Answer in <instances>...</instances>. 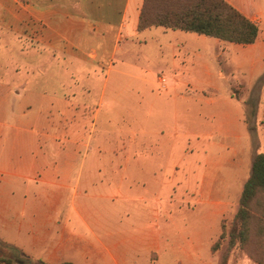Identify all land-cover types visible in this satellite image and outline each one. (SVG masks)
<instances>
[{
  "label": "crops",
  "instance_id": "0c3cea01",
  "mask_svg": "<svg viewBox=\"0 0 264 264\" xmlns=\"http://www.w3.org/2000/svg\"><path fill=\"white\" fill-rule=\"evenodd\" d=\"M143 1L28 0V49L41 52V56L52 53L51 58L58 66L62 63L61 66L73 72L69 78L44 74L19 79L0 70V236L4 239L8 234L18 236L26 230L28 245L33 246L43 244L45 239H90L82 233V225L96 239H112L118 229L108 221L111 213L100 205L105 211L101 213L94 201L123 199L124 181H142L149 174H156L152 165L161 154L160 138L146 141L148 132L144 125L130 131L108 124L110 120L98 131L97 120L102 109L105 106L107 115L116 104L104 102L106 87L97 100L92 86L94 79L82 77L77 70L105 67L111 70L112 57L122 43L139 32L154 29L138 31ZM226 1L256 23L260 32L253 44L218 40L216 47L220 59L218 79L227 83L228 90L220 94L225 107L218 111L216 135L202 126L205 157L197 192V202L204 205L210 225H215L228 212L237 214L254 155L264 154V0ZM52 67L53 61L42 63L43 69ZM204 68L210 81L215 78L207 64ZM175 83L176 90L178 80ZM209 89L212 95L220 91L212 86ZM120 96L124 97L125 93L121 92ZM178 96L181 95L173 90L172 112L149 103L148 115L156 116L158 134L166 122L159 112L169 116L164 125L175 131V137L178 126L185 135L187 129L190 133L186 110L176 109ZM125 98L129 100L125 113L133 116L143 113L139 103H130L135 96ZM214 99L205 98L208 104ZM232 101L241 106L249 101L257 112L253 108L237 109L229 104ZM246 117L256 127H248ZM240 131L249 134L243 136ZM255 137H258L256 148H248L245 140ZM105 158L109 161L105 162ZM101 175L103 188H108L105 194L94 189ZM253 207H257L256 203ZM156 230L153 226L141 237L128 235L143 239L150 248L162 253L167 250L168 258H176L178 251L188 260L199 261L198 264L207 258L203 253L207 252L209 242L191 241L190 245L178 248L175 240L161 241ZM197 233H190L191 239H201ZM34 249L28 246V250ZM24 255L34 259L30 254ZM237 255L238 264H257L238 248L233 263ZM63 262L75 264L70 260Z\"/></svg>",
  "mask_w": 264,
  "mask_h": 264
},
{
  "label": "rangeland",
  "instance_id": "374dc122",
  "mask_svg": "<svg viewBox=\"0 0 264 264\" xmlns=\"http://www.w3.org/2000/svg\"><path fill=\"white\" fill-rule=\"evenodd\" d=\"M218 45V40L213 38L154 28L139 32L136 37L122 43L112 57L111 70L107 67L77 69L82 77L91 76L94 79L92 86L97 100L101 90L106 87L104 102L113 101L116 104L107 115L104 106L97 120L98 131L110 120L108 124L130 131H137L139 125H144L148 132L146 141L160 138L163 143L161 154L152 165L156 174H149L152 178L149 176L142 181L129 179L120 184L123 199L97 198L94 201L98 208L104 205L105 210L111 213L108 221L118 229L112 239H96L82 225V233L90 239H45L43 244L33 246L28 245L26 230L18 236L8 234L7 239L0 236L1 242L21 254H30L33 261L41 258L48 264L69 260L75 264H198L199 261L188 260L179 251L176 258H168L167 250L162 253L150 248L143 239H132L128 235L136 234L141 237L156 226L160 240H175L178 248L190 245L191 241L209 242L207 252L203 253L208 259L203 264H219L226 254L227 242L217 252L212 247L220 240L223 232L228 239L235 225L236 213L228 212L216 220L215 225H210L205 217L204 205L197 202L205 157L202 126L205 125L212 132L210 134L216 135L214 126L218 120V111L225 107L220 94H225L228 90L227 83L218 79L217 75L220 61L216 52ZM51 56L52 53L49 52L41 56V52L28 49V0H0V70L3 74L19 79L44 74L69 78L73 69H66L61 66L62 63L58 66ZM48 61H53V67L43 69L42 63ZM206 64L215 73V78L211 81L205 74ZM163 78L167 81L166 88H162L160 82ZM175 80H178L176 90ZM208 84L220 91L212 95ZM173 90L181 95L175 100L176 109L180 112L186 110L187 125L191 123L187 136L178 126V136L175 137V131L169 125H164L168 123L169 116L159 111L160 118L166 122L162 124L161 133L158 134L155 132L159 130L155 128L158 126L156 116L154 113L152 116L148 115L151 105L162 111L172 112ZM121 92L125 93L124 97L120 96ZM128 95L135 96L130 103H139V107L144 108L143 113L139 110L135 112L140 115L125 113V108L129 105V100L125 98ZM208 97L215 98L214 102L208 104L205 100ZM232 102L229 104L237 109L247 111L253 108L249 101L243 106ZM253 109L257 112L255 107ZM182 119L184 122L185 116ZM246 120L248 127H256L253 120L249 121L248 117ZM240 133L243 136L249 134L242 131ZM175 140L176 147H173ZM256 141L258 137L245 140V143L248 148L255 149ZM108 161L105 158V162ZM97 178L94 189L99 194H105L108 188H103L105 182L99 180L103 175ZM100 212L105 211L101 208ZM190 233H197L201 239H191ZM28 246L35 249L28 250ZM253 249H259L258 243L253 245ZM235 251L233 249L229 253L228 264H238V255L235 263L232 260ZM259 254L264 257L263 252L259 251Z\"/></svg>",
  "mask_w": 264,
  "mask_h": 264
},
{
  "label": "trees",
  "instance_id": "16d2710c",
  "mask_svg": "<svg viewBox=\"0 0 264 264\" xmlns=\"http://www.w3.org/2000/svg\"><path fill=\"white\" fill-rule=\"evenodd\" d=\"M183 31L219 41L249 45L256 42L260 29L226 0H144L138 31L151 28ZM256 203L257 207H253ZM255 221L258 224L255 225ZM260 238V239H258ZM261 241V242H260ZM227 242L226 254L219 264H228L229 253L240 249L252 261L264 264V154L256 153L252 171L244 185L235 225L228 235L222 233L212 247L219 251ZM259 249H253V245ZM260 255V256H259ZM0 264H47L33 261L0 240ZM61 264H73L63 262Z\"/></svg>",
  "mask_w": 264,
  "mask_h": 264
},
{
  "label": "built area",
  "instance_id": "2783aa9c",
  "mask_svg": "<svg viewBox=\"0 0 264 264\" xmlns=\"http://www.w3.org/2000/svg\"><path fill=\"white\" fill-rule=\"evenodd\" d=\"M160 82H161L162 85H163L162 88H166V87H165V86H166L165 83H166L167 81L165 80V78L161 79Z\"/></svg>",
  "mask_w": 264,
  "mask_h": 264
}]
</instances>
